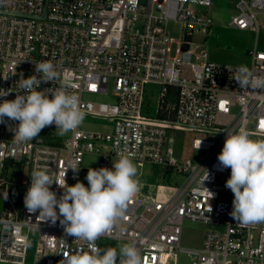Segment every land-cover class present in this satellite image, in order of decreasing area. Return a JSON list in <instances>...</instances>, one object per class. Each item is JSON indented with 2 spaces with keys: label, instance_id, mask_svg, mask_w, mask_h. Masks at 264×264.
<instances>
[{
  "label": "built area",
  "instance_id": "1",
  "mask_svg": "<svg viewBox=\"0 0 264 264\" xmlns=\"http://www.w3.org/2000/svg\"><path fill=\"white\" fill-rule=\"evenodd\" d=\"M213 3L0 0V89L13 90L0 97V102L15 99L21 73L28 78L35 74V64L51 61L59 79L42 82L37 90L55 91L67 79L85 118H101L109 126L107 130L79 127L58 143L39 135L21 144L13 139L12 131L19 122L5 117L0 123L1 196H6L9 176L5 173L9 174L10 167H27L21 210L5 204L0 211V263L26 264L33 231L37 233L35 264H60L64 254H75L81 248L87 251L86 242L65 235L59 219L53 224L38 220L39 211L28 212L24 196L30 175L34 169H48L61 180L59 174L75 162L80 168L78 172L68 169L66 183L74 185L79 180L86 186L88 169L82 166L86 154H98L102 167L108 168L112 157L123 151L139 166L144 162L159 164L183 174L184 180L178 186L159 185L153 194L140 191L124 217L95 242L96 246L101 248L102 238L135 244L144 264H180L183 254L189 264H264V222L245 225L233 219L234 195L225 186L231 170L222 169L218 161L228 132L243 128L252 139L264 140V93L241 88L232 78L239 66H246L253 78H264V49L257 41L264 36V0H237V11L224 24L257 35L248 50L250 64L215 61L207 51L197 56L202 62H193L191 41L176 42L166 29L169 20H177L189 34H208L214 23L210 13ZM173 43H177L174 53ZM184 43L189 44L187 49ZM111 83L113 100L83 97L107 95ZM148 83L159 86L155 116L143 112ZM49 127L55 129V125ZM177 129L212 136H193V151L205 152L199 162L195 155L176 157L169 131ZM50 190L57 198L63 194L55 183ZM186 220L210 225L201 246L181 245Z\"/></svg>",
  "mask_w": 264,
  "mask_h": 264
},
{
  "label": "clouds",
  "instance_id": "2",
  "mask_svg": "<svg viewBox=\"0 0 264 264\" xmlns=\"http://www.w3.org/2000/svg\"><path fill=\"white\" fill-rule=\"evenodd\" d=\"M34 72L28 78L21 73L17 85L20 91H14L15 99L0 102V123L5 117L18 121L12 129L13 139L21 144L39 136L47 126L55 125L59 136L74 132L86 115L80 107L79 97L70 91L72 85L69 80H63L55 91L37 90L42 82L54 83L59 79L53 62L35 64ZM232 78L241 88L264 93V78H253L246 66L237 67ZM10 92H13L12 88L0 89V97H6ZM198 144L199 149L201 141ZM218 161L222 169L231 170L225 186L234 195L233 219L245 225L264 222V140L252 139L243 128L228 132ZM79 168L72 162L59 174L61 180L55 179L48 169H34L24 196L28 212L39 211L38 220L55 224L59 219L65 235L89 245L87 251L81 248L75 254H64L60 264H144L140 249L135 244L101 249L95 243L102 235L112 231L113 226L124 217L130 201L141 190L138 169L132 159L125 152L118 151L112 168L88 169L85 177L87 187L79 180L74 185H68L65 180L68 169L78 172ZM54 183L63 189L59 198L50 190ZM208 193L212 198L213 193L209 190Z\"/></svg>",
  "mask_w": 264,
  "mask_h": 264
},
{
  "label": "rangeland",
  "instance_id": "3",
  "mask_svg": "<svg viewBox=\"0 0 264 264\" xmlns=\"http://www.w3.org/2000/svg\"><path fill=\"white\" fill-rule=\"evenodd\" d=\"M237 0H214L213 6L210 8L211 16L214 19L213 26L210 28L208 34L192 32L189 34V29L183 27L181 22L177 20H169L167 22L166 29L170 36L174 40L179 41L187 39L191 41L190 49L192 51L191 60L193 62H202L203 58L197 56L202 51H207L209 57L212 60L231 63V64H250L251 58L248 54L249 48H252L257 40L255 32L249 30H241L235 27L231 28L224 25L231 16L237 11L236 10ZM196 8H201L196 5ZM201 9H204L203 7ZM258 47L264 49V36L261 34L258 38ZM177 43L172 44V53L175 52ZM112 83L109 87V94L107 95H91L84 94V98L87 100L94 101H109L113 100L115 95L112 92ZM159 86L154 83H148L145 85L144 94V106L143 112L146 115H156L157 95ZM172 98H175V93H172ZM8 119V118H7ZM9 120V119H8ZM80 128L86 130H107L109 126L101 118H84ZM70 133V132H69ZM69 133L64 136L57 135V130L54 128L46 127V133L41 135L45 141L51 143H58L64 140ZM169 135L174 139L175 155L177 158L181 156L186 157L188 155H195V162H199L205 153L202 150L193 151L191 142L194 135H200L203 137H212L209 134H197L192 132H186L184 130L169 131ZM168 137V135H167ZM117 157H112L109 162L108 168H112V162ZM100 156L95 153L86 154L82 166L84 168L99 169L102 167L100 163ZM138 169V180L140 181L141 192L144 194H153L157 191L159 185L166 186H178L184 180V175L178 173L175 170H168L159 164L144 162L141 166L137 164L135 160H132ZM9 194L17 202H20L23 192V185L27 178V167L23 165H16L10 167L9 174ZM86 187L88 186L87 180ZM208 224L186 220L182 226L181 233V245L184 247H197L201 246L204 239L205 232L209 229ZM119 244H127L118 242L110 238L100 239L101 249L108 247H117ZM36 246H37V233H30V242L28 245V253L26 255V264H35L36 257ZM180 264H189V258L183 254L179 258ZM5 264V263H0Z\"/></svg>",
  "mask_w": 264,
  "mask_h": 264
},
{
  "label": "crops",
  "instance_id": "4",
  "mask_svg": "<svg viewBox=\"0 0 264 264\" xmlns=\"http://www.w3.org/2000/svg\"><path fill=\"white\" fill-rule=\"evenodd\" d=\"M173 99V98H172ZM9 185H10V182L8 183L7 187H6V195H7V198L6 199V205L7 204H11L13 206V208L16 210V211H20L21 210V205H20V202L17 203L12 197L11 195L9 194Z\"/></svg>",
  "mask_w": 264,
  "mask_h": 264
},
{
  "label": "water",
  "instance_id": "5",
  "mask_svg": "<svg viewBox=\"0 0 264 264\" xmlns=\"http://www.w3.org/2000/svg\"><path fill=\"white\" fill-rule=\"evenodd\" d=\"M188 46H189L188 43H184V46H183V47H184V49H187ZM4 205H5V198H4L3 196L0 195V211L3 210Z\"/></svg>",
  "mask_w": 264,
  "mask_h": 264
},
{
  "label": "trees",
  "instance_id": "6",
  "mask_svg": "<svg viewBox=\"0 0 264 264\" xmlns=\"http://www.w3.org/2000/svg\"><path fill=\"white\" fill-rule=\"evenodd\" d=\"M45 133H46V127L40 132L39 135L41 136V135H44Z\"/></svg>",
  "mask_w": 264,
  "mask_h": 264
},
{
  "label": "snow or ice",
  "instance_id": "7",
  "mask_svg": "<svg viewBox=\"0 0 264 264\" xmlns=\"http://www.w3.org/2000/svg\"><path fill=\"white\" fill-rule=\"evenodd\" d=\"M261 126L264 127V121H261Z\"/></svg>",
  "mask_w": 264,
  "mask_h": 264
}]
</instances>
